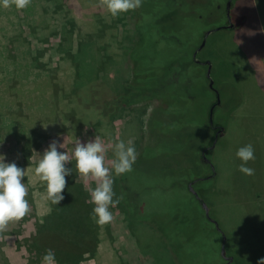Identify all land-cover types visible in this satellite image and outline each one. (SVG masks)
Segmentation results:
<instances>
[{
    "label": "rangeland",
    "instance_id": "obj_1",
    "mask_svg": "<svg viewBox=\"0 0 264 264\" xmlns=\"http://www.w3.org/2000/svg\"><path fill=\"white\" fill-rule=\"evenodd\" d=\"M227 1L142 0L139 8L117 17L104 0H60L56 3L62 7L53 2L37 7L32 24L36 34L27 26L23 31L31 59L29 78L54 76L57 104L33 119L47 139L27 161L24 141L2 131L0 154L26 170L30 209L0 232V264H43V257L30 249L37 224L50 210L35 168L54 139L64 142L59 151L68 153L70 163L76 139L83 143L95 137L107 149L105 165L110 169L114 146L121 140L131 141L137 158L145 159V165L140 163L145 169H137L144 176L133 170L123 174L137 198L145 200V213L133 224L110 208L111 235L101 230L95 251L84 253L79 264H152L135 243V229L143 236L140 243L151 249L162 243L168 252L171 246L180 249L185 260L203 253L207 264H220L216 250L221 237L205 221L186 175L201 179L193 188L225 236V250L234 264H258L264 258V208L256 203L264 201V0H231L230 23L225 18ZM17 15L24 17L21 10ZM15 21L14 16L0 18V55L12 49V56H18L23 49L22 42L14 48L9 43L17 34ZM43 35H49L47 42ZM81 44L91 46L93 64L78 66L87 55ZM140 66L148 78H142L137 91ZM119 96L155 99L125 105L108 122L104 104ZM248 144L255 155L246 165L254 169L251 176L239 171L242 161L236 156ZM119 176L113 173V183ZM76 180L88 192L97 183L79 172ZM143 220H153L167 239H154L151 226L149 235L142 233L136 223ZM174 220L179 227L173 226ZM80 238L86 245V238Z\"/></svg>",
    "mask_w": 264,
    "mask_h": 264
},
{
    "label": "trees",
    "instance_id": "obj_2",
    "mask_svg": "<svg viewBox=\"0 0 264 264\" xmlns=\"http://www.w3.org/2000/svg\"><path fill=\"white\" fill-rule=\"evenodd\" d=\"M56 1L59 2L60 0H51L49 4H52L53 2L54 6L57 5L56 8L58 6L62 7V5L57 4ZM42 3L43 0H30L29 5L24 9H17L15 7L14 0H9L8 7L0 5V18L14 16V19H16L15 27L17 28V34L9 37V43L13 45V48L17 47L16 45L21 44V42L23 44V49H18L21 51L18 56H12V49L10 51L6 50V52L3 50L1 52L2 55H0V75H2L1 73L4 71V75L0 77V137H2V131L4 130L6 136H13L19 142L24 141L23 153L26 157V161L31 156L33 150L36 147H39V144L43 140L47 139V135L40 130L39 127H37L33 119L35 116L47 115V111L49 109H53L54 105L57 104V102H55V96L58 95V92L56 91L58 89L53 85L54 76H44V78L39 80L31 81L29 78L30 74L28 73L31 59L29 49L26 47L27 39L23 36V31L25 29L24 26H27L29 30H32L31 34L33 36L36 34L37 27L32 26V24L35 22L34 16H37L38 14L37 7H40ZM49 4L43 3L44 6ZM20 10L24 15L22 18L17 15V12ZM44 12L47 13V10H44ZM11 23L13 24L12 21ZM47 25L48 22L44 25V27H47ZM48 37L49 35L46 37L44 36L42 41L47 42L49 39ZM85 45L86 44L83 46ZM88 45L89 44L86 45V50L84 49L83 51V54H87L84 58L85 63L79 64L78 66L88 63V65H90L93 64V61H96L94 53L91 52L92 48L91 46L88 47ZM3 52L5 53L3 54ZM22 60L23 63L21 62ZM140 68L141 71L136 73L137 76L139 74L137 77L138 82H136L135 87L133 86L137 91H140L139 84L142 83V78L144 80L148 78V75L145 74L146 72L143 70V67L140 66ZM172 82L173 81H169L167 85L172 84ZM63 98L64 96L58 100H62ZM145 99L152 100L155 98H142L141 96H138L136 100L131 101L127 100L125 96H119L114 100L106 101L104 108L107 111L104 112V114L108 117H106L108 122H112L119 114L123 106L131 105ZM164 114L167 117L170 116L167 109L164 111ZM155 122L159 124L158 119H155ZM162 131L167 132L166 129ZM144 160L145 159H142V157L139 156L132 168L135 174L141 177L145 174L137 169L141 168V162L142 165H145ZM67 167L72 169V175L66 178L67 185L63 193L65 198L58 205L52 204L47 198L50 210L47 215L42 217V222L37 224V233L33 237V243H31L30 249L39 257H43L47 250L51 249L55 253L56 262L58 264H79L84 260V253L95 251L96 241L98 239L97 236H100L101 230H104L108 236L111 235V232L110 225L108 223L103 225L98 224L94 218L93 208L95 205L91 202L88 189L76 180L78 170L76 168L75 159H73ZM142 167L143 168L141 169H145L144 166ZM123 178L122 174L113 183V190L115 193L114 199H118L119 203L111 209L122 212L124 214L125 221L132 222L134 224L135 221L141 220V217H143V214L145 213V210L143 209L145 200L137 198L136 193H133L134 191H132L133 186L125 182ZM190 178V175H186L184 179L189 183L192 181ZM210 179L211 178H208V180H205L204 182H213ZM41 183L42 190L47 196L46 183L42 180ZM197 202L200 205V202L204 201L201 199L197 200ZM256 203L264 208V201ZM205 221H207L206 218ZM136 224H139L142 233L148 226H151L153 233H150L154 239L158 241H160L159 238L167 239L165 236L166 232L157 230L153 220L149 223H147L146 220H143L142 223ZM173 226L176 228L179 227L175 220ZM135 233L137 236L135 242L136 245L144 254H149L152 264H175L174 261H176V264H207V261L203 259V253H200L198 258H192V261L189 259L185 260L183 255H181L180 249L178 250V248L171 246L169 247L170 252H168L166 249L167 247L162 243L159 247H156V245L154 249H151L149 245L140 243V238L143 236L140 234L139 229H135ZM146 234L149 235L147 230ZM79 237H81L80 240L86 238V245L81 244L77 240ZM90 237H94L95 240L90 239ZM91 242L93 244L90 246ZM188 250L189 249H185V251Z\"/></svg>",
    "mask_w": 264,
    "mask_h": 264
},
{
    "label": "clouds",
    "instance_id": "obj_3",
    "mask_svg": "<svg viewBox=\"0 0 264 264\" xmlns=\"http://www.w3.org/2000/svg\"><path fill=\"white\" fill-rule=\"evenodd\" d=\"M17 9L26 8L30 0H14ZM142 0H104V6L113 17L141 6ZM3 7L9 6V0H0ZM64 143V142H63ZM63 143L53 140L44 150L36 168L35 174L46 183L48 200L58 205L64 200V190L67 177L72 175V169L67 167L69 155L59 151ZM106 147L95 137L94 140L81 142L76 139L72 153L76 168L84 177L91 176L96 180V187L89 189L91 202L95 205L93 215L98 224H106L113 219L110 208L115 207L118 199H114L113 173L122 175L132 171L137 159V152L132 142L123 140L116 143L113 149L115 159L111 169L105 165ZM236 156L242 161L239 171L245 175L254 174V169L247 167L250 160L255 159L254 148L251 144L238 149ZM26 170L15 162H8L4 154H0V232L4 231L12 221L25 217L30 209L28 188L24 182ZM43 264H57L55 253L49 249L42 258ZM264 264V258L258 261Z\"/></svg>",
    "mask_w": 264,
    "mask_h": 264
},
{
    "label": "flooded vegetation",
    "instance_id": "obj_4",
    "mask_svg": "<svg viewBox=\"0 0 264 264\" xmlns=\"http://www.w3.org/2000/svg\"><path fill=\"white\" fill-rule=\"evenodd\" d=\"M229 1L231 2V0H229ZM230 2L227 1V4H226L227 9L225 10V18H226V22H229V23H230L229 10H230L231 7H232V4L230 5ZM230 27L232 28L233 26L230 24ZM202 46H203V44H202ZM202 46H201V47H202ZM195 61H196V60H195ZM215 106H216V105H215ZM217 131H219V129H218ZM217 136H218V134H217ZM204 180H208V178H205ZM199 181H201V179H200V180H195V179H194V180H192L191 182L188 183V184H189V190L192 192L193 197L196 198L197 200H201V198L199 197L198 192L195 191L193 187H195L196 183H198ZM200 207H202V209L204 210V208H203V202H200ZM204 216H205L206 220H207L210 224H212V225L214 226L215 231H216V232L220 235V237H221L220 248L216 250V253H219V254H220V264H234V262H235V261H234V258H233V257H230V256H227V251L225 250V241H226L225 236H224L223 234H221V231H220V229L218 228V225H215V224L211 221L210 217H207V216L205 215V210H204ZM222 251L225 252L224 256L222 255Z\"/></svg>",
    "mask_w": 264,
    "mask_h": 264
},
{
    "label": "water",
    "instance_id": "obj_5",
    "mask_svg": "<svg viewBox=\"0 0 264 264\" xmlns=\"http://www.w3.org/2000/svg\"><path fill=\"white\" fill-rule=\"evenodd\" d=\"M203 208H204V210H205V215L207 216V217H209V209L207 208V206L203 203ZM212 221V220H211ZM215 225H217V223L216 222H214V221H212ZM224 254H225V252L224 251H222V255L224 256Z\"/></svg>",
    "mask_w": 264,
    "mask_h": 264
},
{
    "label": "crops",
    "instance_id": "obj_6",
    "mask_svg": "<svg viewBox=\"0 0 264 264\" xmlns=\"http://www.w3.org/2000/svg\"><path fill=\"white\" fill-rule=\"evenodd\" d=\"M6 257H7V259H8V255H7ZM0 258L3 259V261H4V258H3V256H2V253L0 254ZM1 262H2V261H1Z\"/></svg>",
    "mask_w": 264,
    "mask_h": 264
}]
</instances>
